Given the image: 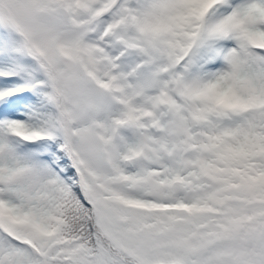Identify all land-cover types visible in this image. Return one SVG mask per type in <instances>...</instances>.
I'll list each match as a JSON object with an SVG mask.
<instances>
[{
	"label": "snow or ice",
	"instance_id": "6c2138e0",
	"mask_svg": "<svg viewBox=\"0 0 264 264\" xmlns=\"http://www.w3.org/2000/svg\"><path fill=\"white\" fill-rule=\"evenodd\" d=\"M0 264H264V0H0Z\"/></svg>",
	"mask_w": 264,
	"mask_h": 264
}]
</instances>
